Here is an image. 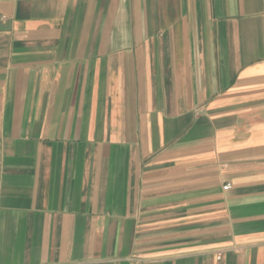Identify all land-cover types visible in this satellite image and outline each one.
<instances>
[{
  "label": "crops",
  "instance_id": "1",
  "mask_svg": "<svg viewBox=\"0 0 264 264\" xmlns=\"http://www.w3.org/2000/svg\"><path fill=\"white\" fill-rule=\"evenodd\" d=\"M0 264H264V0H0Z\"/></svg>",
  "mask_w": 264,
  "mask_h": 264
},
{
  "label": "built area",
  "instance_id": "2",
  "mask_svg": "<svg viewBox=\"0 0 264 264\" xmlns=\"http://www.w3.org/2000/svg\"><path fill=\"white\" fill-rule=\"evenodd\" d=\"M231 188V183L227 182L224 186H223V189L224 190H229Z\"/></svg>",
  "mask_w": 264,
  "mask_h": 264
}]
</instances>
